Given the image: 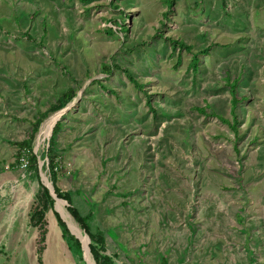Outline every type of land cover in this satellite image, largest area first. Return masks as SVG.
<instances>
[{"label": "rangeland", "instance_id": "1", "mask_svg": "<svg viewBox=\"0 0 264 264\" xmlns=\"http://www.w3.org/2000/svg\"><path fill=\"white\" fill-rule=\"evenodd\" d=\"M42 177L102 235L93 264H264V0H0L1 264L41 263L48 233L90 264Z\"/></svg>", "mask_w": 264, "mask_h": 264}, {"label": "trees", "instance_id": "2", "mask_svg": "<svg viewBox=\"0 0 264 264\" xmlns=\"http://www.w3.org/2000/svg\"><path fill=\"white\" fill-rule=\"evenodd\" d=\"M80 1L85 2L87 0H80ZM175 43L177 45L179 44L178 46L185 47L188 50L191 49V46L190 45H186L182 40H176ZM200 52L202 54H207L208 53V49L207 48L201 49ZM198 60H199L198 55L195 52L193 54V56H192V59H191L190 63H189V68L192 70L193 73H195L197 71V68H198ZM130 78L133 80V82L136 84V86H138L139 88H142L143 87V85L141 83H139L137 80H135L133 77L130 76ZM239 80H240V75H237L235 78H233V80H229L228 79V81H227V85L229 87V91H230V94H231L230 102H231V114H232V118L234 120L233 123H231L230 120L227 117H224L222 115H217L215 112L210 111L209 104H205L204 106L196 105V106H194L195 109L199 113H202L204 115H217V117L222 122L231 125V127L233 128V130L236 131V122H237V119H236L237 118L236 108H237L238 104L241 101H243L244 99H246L245 94H239V92L237 91V84H238ZM63 96L65 97L66 101H69L72 98V94L70 93V91L65 92L63 94ZM58 125L59 124L57 122L56 126L58 127ZM56 129H54V132H56ZM31 138H32V135H31ZM18 146L20 147V149L22 151L27 150V152L29 153L28 156H30L32 158V160H35V156L30 151L31 150L30 140H25V141L19 142L18 143ZM50 154L51 153H47V156L49 157V165H50V168H53V167H55V166L58 165V162H56L55 159H54L55 158V155H51L50 156ZM44 192H45L46 196L52 201V197L50 196V194L48 192V189L46 187H44ZM55 192H56V194H57V196L59 198L64 199V200L67 201V203H68L67 209L70 212L71 216L74 218V220L77 222V224H79V226L90 236V238L95 243V245H94V243L92 245L91 244L92 242H91L89 244V246L91 248V251L93 253L95 252L94 253V256H95V258H97L98 257V254L96 252V250H97L96 245L97 244H100L101 247H104V245H105V241H104L102 235L99 234V236L97 237L96 235H94V234L91 233L90 227H89V225H88V223L86 221V218L84 216H82L79 213V211L72 205L71 196H70L69 193H67V192H60L57 187H55ZM33 216H34L33 214L30 215V219L31 220H33ZM55 216H56V219H57V221L59 222V224H60V226L62 228V236L63 237H66V234H69V230L65 227V223L63 222V220L61 219L60 215L57 212H55ZM95 238L98 239V242L99 243H97V241L95 240ZM74 241L76 242V244L80 245L79 239L74 238ZM37 250L40 253V251L42 249H37Z\"/></svg>", "mask_w": 264, "mask_h": 264}, {"label": "bare ground", "instance_id": "3", "mask_svg": "<svg viewBox=\"0 0 264 264\" xmlns=\"http://www.w3.org/2000/svg\"><path fill=\"white\" fill-rule=\"evenodd\" d=\"M63 109V108H62ZM61 110L58 111V113H55L53 116L49 117L41 126L39 129V134L41 136L46 137L49 133V130L51 129V127L55 125L56 121L60 119V117L63 115H61ZM54 123V124H53ZM53 129V128H52ZM52 132V130H51ZM51 135V133H49ZM44 181H46L48 183V180L46 177L43 178ZM56 203H57V207L59 208L61 214L63 215V217L66 219V221L68 222V225L70 226V229L79 237H81V239L83 240V242L85 243V252H88V259H89V263L93 264V260L90 257V252L86 246L87 243V236L85 235V232L82 230L83 234L78 230L76 224L70 219L69 214L67 213V211L65 210V201H63L62 199H56ZM56 207V208H57ZM86 258V257H85Z\"/></svg>", "mask_w": 264, "mask_h": 264}, {"label": "crops", "instance_id": "4", "mask_svg": "<svg viewBox=\"0 0 264 264\" xmlns=\"http://www.w3.org/2000/svg\"><path fill=\"white\" fill-rule=\"evenodd\" d=\"M53 233L55 235L54 239H56L57 237H61L57 228H53ZM50 240H51L50 233H48L47 239H46V248L43 250L42 254L40 255L41 263H39V260L37 259L36 254H35L34 260L33 259L31 261L29 260L32 264H64L63 262L64 259L62 258L61 253L58 252L55 246H51ZM35 251L36 250L34 247V253ZM51 256H53L52 259H51ZM7 262H10V264L12 263L10 260H7ZM1 263H2V259L0 258V264Z\"/></svg>", "mask_w": 264, "mask_h": 264}, {"label": "water", "instance_id": "5", "mask_svg": "<svg viewBox=\"0 0 264 264\" xmlns=\"http://www.w3.org/2000/svg\"><path fill=\"white\" fill-rule=\"evenodd\" d=\"M69 109V106H66V107H64L63 109H62V111H61V115L62 114H64L67 110ZM58 121V120H57ZM56 121V122H57ZM56 124V123H55ZM42 182H43V184L49 189V192H50V194L53 196V198L56 200V199H61V198H58L57 197V195L55 194V192H54V187H53V185H52V183L50 182V181H48V183L46 182V181H44L43 180V177H42ZM63 201H65V204H67V201L66 200H64V199H62ZM60 216L62 217V215H61V213H60ZM67 224H68V222H67ZM69 226V225H68ZM69 228H70V226H69ZM85 232V231H84ZM75 234V233H74ZM85 235L87 236V243H86V246H87V248H89L88 247V242H89V236H88V234L85 232ZM77 237H78V239L81 241V243H82V245H83V247H84V251H85V243L83 242V240L81 239V237H79L78 235H76ZM89 250V249H88Z\"/></svg>", "mask_w": 264, "mask_h": 264}, {"label": "built area", "instance_id": "6", "mask_svg": "<svg viewBox=\"0 0 264 264\" xmlns=\"http://www.w3.org/2000/svg\"><path fill=\"white\" fill-rule=\"evenodd\" d=\"M55 168H57V166H55Z\"/></svg>", "mask_w": 264, "mask_h": 264}]
</instances>
